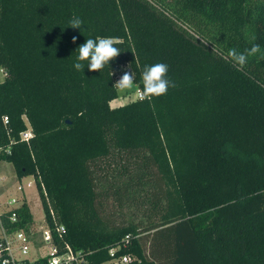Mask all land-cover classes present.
<instances>
[{
  "label": "trees",
  "instance_id": "obj_1",
  "mask_svg": "<svg viewBox=\"0 0 264 264\" xmlns=\"http://www.w3.org/2000/svg\"><path fill=\"white\" fill-rule=\"evenodd\" d=\"M103 37L119 55L75 70L79 45ZM252 44L264 51V0H0V145L14 138L0 159L44 184L93 264L129 233V264H264V58L228 57ZM156 63L174 87L111 105L124 72L142 90ZM112 196L140 198L144 221L115 222Z\"/></svg>",
  "mask_w": 264,
  "mask_h": 264
},
{
  "label": "built area",
  "instance_id": "obj_2",
  "mask_svg": "<svg viewBox=\"0 0 264 264\" xmlns=\"http://www.w3.org/2000/svg\"><path fill=\"white\" fill-rule=\"evenodd\" d=\"M6 74V71H5ZM141 89L138 88L133 98H128L124 103L138 99ZM123 103V104H124ZM117 106V105H115ZM27 124L20 132V139L29 142L34 135L32 125L26 115L23 116ZM5 125L9 122V116L3 115ZM14 138L7 145H0V154L10 152ZM3 161L0 159V162ZM26 184L21 179L17 186L18 194L10 193V188L3 183L0 176V264H93L90 259L92 251L75 249L67 240V230L61 223L55 211L49 209L51 223L48 215L44 214L43 221L37 222L34 217L26 220L22 216L21 209L29 206L27 187L39 189L35 174L26 176ZM41 189L46 195L45 186L41 183ZM133 234H126L121 240L108 248V259L101 264H129L141 259L125 250L130 247Z\"/></svg>",
  "mask_w": 264,
  "mask_h": 264
},
{
  "label": "clouds",
  "instance_id": "obj_3",
  "mask_svg": "<svg viewBox=\"0 0 264 264\" xmlns=\"http://www.w3.org/2000/svg\"><path fill=\"white\" fill-rule=\"evenodd\" d=\"M69 26L73 28L81 29L82 21L79 18H73L69 21ZM246 35H248L246 33ZM250 40H255L254 35L249 36ZM76 37H73L75 42ZM121 43V41L115 40L111 37H103L98 39L87 38L86 42L79 45L78 56L73 65L75 70H84L85 65L82 61H87L88 69L90 71H101L106 64L116 58L120 49L114 45ZM260 54L261 58H264V51H262L260 45L252 44L249 49H246L243 53H238L235 49H231L228 52L234 64L239 66L240 69L247 63L249 57ZM168 72V65L165 63H156L150 66H145L141 73L142 90L138 95V99L143 101L151 97H158L167 93L169 87H174V83L166 79ZM134 74L124 72V74L116 81L115 86L121 90H132L134 88Z\"/></svg>",
  "mask_w": 264,
  "mask_h": 264
},
{
  "label": "rangeland",
  "instance_id": "obj_4",
  "mask_svg": "<svg viewBox=\"0 0 264 264\" xmlns=\"http://www.w3.org/2000/svg\"><path fill=\"white\" fill-rule=\"evenodd\" d=\"M3 69V68H2ZM0 67V81H2L5 77V70H2ZM138 89L137 85L134 83V88L132 90L121 91L119 90L118 97L114 98L111 101V105H121L124 101H127L128 98H133L135 96V92ZM15 168L12 163L7 161L0 162V176L14 177ZM13 182L16 183V180L13 179ZM15 190V186L10 185V190ZM39 190H37L34 186L32 188L27 189L28 201L30 204L31 212L38 222L43 221L44 217V209L42 206V200L39 194ZM125 198V197H124ZM118 196H112L107 200L106 209L110 217L115 220V222H124V223H132L144 221L142 217V213L144 211V204L141 205V199L138 197H127L121 201L122 204H118ZM112 215H111V214Z\"/></svg>",
  "mask_w": 264,
  "mask_h": 264
},
{
  "label": "crops",
  "instance_id": "obj_5",
  "mask_svg": "<svg viewBox=\"0 0 264 264\" xmlns=\"http://www.w3.org/2000/svg\"><path fill=\"white\" fill-rule=\"evenodd\" d=\"M1 69H2V67H1ZM3 70V69H2ZM24 115H26V114H24ZM23 115V116H24ZM27 116V115H26ZM24 118V117H23ZM28 118V117H27ZM29 119V118H28ZM26 123V122H25ZM5 126H7V125H5ZM26 126H27V124H26ZM26 128V127H25ZM24 128V129H25ZM3 161H6V160H4V159H2ZM8 162V161H7ZM31 175V174H30ZM26 176H28V175H24V176H22V177H20V176H18V174L16 173V170H15V175H14V177H7V176H1V177H3V183H4V185L5 186H8L9 188H10V185H14L15 186V190H13L12 191V189L9 191L10 193H13L14 195H16V194H18L19 192H17V189H16V186H17V184H18V182L21 180V179H23V182L26 184V182H27V177ZM13 179H15L16 180V183L15 182H13ZM39 186V185H38ZM29 187H27L26 188V194H27V189H28ZM31 188V187H30ZM37 190H39V194H40V197H41V200H42V206H43V209H44V214H46L47 215V212H46V210H45V208H44V201H43V197L45 198V201L47 202V204H48V206H49V209H50V206H51V208L54 210V208H53V206H52V203H51V200H50V198H49V196H48V194L46 193V195H45V193L43 192V190L42 189H37ZM46 190V189H45ZM27 196H28V194H27ZM25 207H27L28 209H29V213L31 214V216H32V218L34 217L33 216V214H32V212H31V209H30V204H29V206H25ZM55 211V210H54ZM35 219V218H34ZM37 221V220H36ZM38 222V221H37Z\"/></svg>",
  "mask_w": 264,
  "mask_h": 264
}]
</instances>
